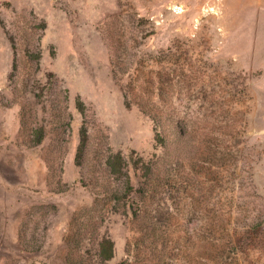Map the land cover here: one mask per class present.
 Here are the masks:
<instances>
[{"label": "rangeland", "instance_id": "1", "mask_svg": "<svg viewBox=\"0 0 264 264\" xmlns=\"http://www.w3.org/2000/svg\"><path fill=\"white\" fill-rule=\"evenodd\" d=\"M0 264H264V0H0Z\"/></svg>", "mask_w": 264, "mask_h": 264}, {"label": "trees", "instance_id": "2", "mask_svg": "<svg viewBox=\"0 0 264 264\" xmlns=\"http://www.w3.org/2000/svg\"><path fill=\"white\" fill-rule=\"evenodd\" d=\"M81 104V102H79ZM43 129L38 128L35 131L34 138L32 139V145L39 144L43 139ZM87 140H88V130L86 127H82L80 130V144L77 149L76 161L80 164L84 153L87 148ZM105 165L113 174H124L125 181H123L122 187L131 188L133 185L131 184V175L126 169L127 163H125V157L120 153H109L108 157L105 159ZM126 169V170H125ZM114 254V243L110 238H104L100 242V252L99 256L105 261L109 260L113 257Z\"/></svg>", "mask_w": 264, "mask_h": 264}]
</instances>
